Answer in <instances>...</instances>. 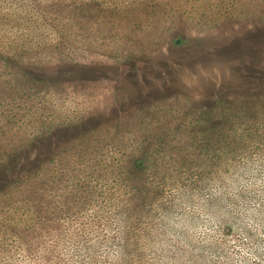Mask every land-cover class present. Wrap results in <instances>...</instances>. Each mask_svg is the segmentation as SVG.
I'll list each match as a JSON object with an SVG mask.
<instances>
[{
    "label": "rangeland",
    "instance_id": "obj_1",
    "mask_svg": "<svg viewBox=\"0 0 264 264\" xmlns=\"http://www.w3.org/2000/svg\"><path fill=\"white\" fill-rule=\"evenodd\" d=\"M196 178L264 207V0H0V264H264Z\"/></svg>",
    "mask_w": 264,
    "mask_h": 264
},
{
    "label": "trees",
    "instance_id": "obj_2",
    "mask_svg": "<svg viewBox=\"0 0 264 264\" xmlns=\"http://www.w3.org/2000/svg\"><path fill=\"white\" fill-rule=\"evenodd\" d=\"M40 11H38V14H39ZM49 11H44V13L42 12L41 10V13L45 14L48 13ZM245 112H249V114L252 116V117H255L256 116V111H245ZM226 115H224L225 117ZM231 116V114H230ZM228 120V119H227ZM218 122L220 120H217ZM242 136L241 139L244 138L243 135H240ZM239 143V142H237ZM247 143V140H243L240 144H246ZM132 166V167H131ZM135 167H141L142 169H148L149 165H148V162L145 161L144 159H142L141 157L140 158H137L134 162H131L130 164V170H134ZM142 181V179H141ZM146 181V182H144ZM147 182H149V180H147L146 178L143 179V182H141L140 184L143 185L141 186L143 188V190H141V195L140 196H135V199L138 200L140 202V204H142L143 206H146V205H149L151 203H153L155 200L152 198V194H149L148 193V188L147 186L145 185ZM162 182V181H161ZM191 183L192 186L194 187H198L199 190L201 191L199 193V197L200 198H203L202 201L204 202H207L209 204H214V202H218L220 204H224V203H229V204H233L234 206L235 205V198L237 199V204H239L238 201L241 200V203H242V206H241V210L239 211L240 213V216L241 217H245L246 219H249L251 220L252 223L256 224L257 227L259 226H263L264 225V207L263 208H252V210H250V208L248 207V204L251 200V196L246 194L245 192H240L238 193L236 196H233V195H229L227 193H214V191L216 190V188H212L211 189V193H208L207 192V197L204 196V194H201L202 193V190L204 189L206 191H210V184H212V182L209 180V179H201V178H196L194 180H189L187 183ZM183 184H185V182H182ZM23 184V183H21ZM163 184V188L166 187V183H161V185ZM24 190V189H23ZM162 192H164V190L161 191V197H164L162 195ZM201 194V195H200ZM193 194H190V198ZM158 196V195H156ZM203 196V197H202ZM68 202H73L74 199L71 198V199H66ZM192 200H195V199H192ZM201 200V199H199ZM248 203V204H247ZM147 210V212L150 214L149 216L151 217L149 219L150 222H152V220L156 219L158 220L157 221V228L159 227L160 231L162 232H166L168 233V230H170L171 228H173V226L175 225L173 222H175L176 220L178 221H182V219H184L183 222H187L186 224H178V225H181L184 227V230L183 231H177V235L180 236V237H186V233L185 231L188 230V228H190V226H194L196 223H198L200 221L199 219V212H193V211H189V213L186 211L184 213H181V211L177 208H175V210H172V209H165L163 208V211H148L149 209H145ZM250 210V211H249ZM206 212V211H205ZM205 214H210V213H205ZM182 215H185V217L183 218ZM231 217H235L233 214H230ZM222 217L224 216H227L225 215V213H222L221 215ZM182 218V219H181ZM230 223V221H228L227 225ZM256 227V228H257ZM150 230H145V234H147L146 236L149 237L151 240H153V236H155L153 233L151 235H148L150 234L149 232ZM132 235V234H131ZM130 237H128L127 239H125L126 242L123 243V248L124 250H130L129 248V244H130V240H129ZM149 244L147 243L146 245H142V250L143 252L147 251V246ZM150 246L151 248H154L153 246V243L151 242L150 243ZM182 253H184L185 251L181 250ZM192 257H196L195 255H192ZM194 260V263L198 264L199 261H196L197 258L193 259ZM62 261V262H61ZM54 263V264H57L59 262H61L60 264H75L74 261L67 259H57V260H54V259H47V260H44V263H47V264H50V263ZM84 262H87V261H82V264Z\"/></svg>",
    "mask_w": 264,
    "mask_h": 264
}]
</instances>
